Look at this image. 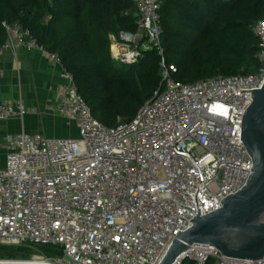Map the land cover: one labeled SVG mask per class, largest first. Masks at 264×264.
I'll list each match as a JSON object with an SVG mask.
<instances>
[{"label":"built area","instance_id":"built-area-1","mask_svg":"<svg viewBox=\"0 0 264 264\" xmlns=\"http://www.w3.org/2000/svg\"><path fill=\"white\" fill-rule=\"evenodd\" d=\"M166 0H133L136 31L111 37L113 60L134 66L144 52L161 58L163 89L130 122L96 121L71 86L46 109L76 127L75 137L22 130L4 137L0 167V247L24 248L46 264H160L196 216L219 210L242 190L253 161L242 121L264 83V21L253 27L260 67L253 75L216 76L185 84L165 58L159 10ZM0 50L38 47L8 28ZM19 36L17 44L12 36ZM59 65L57 56L48 54ZM63 68V67H62ZM1 72V63H0ZM36 108L0 99V124L23 123ZM175 264H264L193 245Z\"/></svg>","mask_w":264,"mask_h":264},{"label":"trees","instance_id":"trees-1","mask_svg":"<svg viewBox=\"0 0 264 264\" xmlns=\"http://www.w3.org/2000/svg\"><path fill=\"white\" fill-rule=\"evenodd\" d=\"M82 1L0 0V50L9 41L8 28L28 31L27 41L58 57L94 119L112 128L119 121H132L163 89L161 58L148 51L136 65L123 66L111 57L109 35L136 31L133 0ZM159 15L165 58L177 69L176 81L191 84L258 71L260 48L253 27L264 21V0H166ZM46 16L50 20L44 24ZM175 28L199 35L206 45L205 56L195 49L191 62L169 58L168 34ZM31 253L0 247V261L29 260Z\"/></svg>","mask_w":264,"mask_h":264},{"label":"water","instance_id":"water-1","mask_svg":"<svg viewBox=\"0 0 264 264\" xmlns=\"http://www.w3.org/2000/svg\"><path fill=\"white\" fill-rule=\"evenodd\" d=\"M242 140L253 161L246 186L225 198L219 210L196 216L173 241L160 264H175L193 245L212 246L222 256L236 260L264 259V83L253 92V102L244 114Z\"/></svg>","mask_w":264,"mask_h":264},{"label":"crops","instance_id":"crops-1","mask_svg":"<svg viewBox=\"0 0 264 264\" xmlns=\"http://www.w3.org/2000/svg\"><path fill=\"white\" fill-rule=\"evenodd\" d=\"M110 36L111 46L113 35ZM13 53L5 50L0 56V99L14 102L21 97L26 107L36 108L37 113L26 116L23 123L12 120L0 124V163L5 158L2 146L7 134L24 130L48 137L70 138L77 133L74 124L68 127L65 119L48 113L46 109L48 100L57 102L59 91L71 86L62 77V66L52 62L49 53L39 47L22 45Z\"/></svg>","mask_w":264,"mask_h":264},{"label":"rangeland","instance_id":"rangeland-1","mask_svg":"<svg viewBox=\"0 0 264 264\" xmlns=\"http://www.w3.org/2000/svg\"><path fill=\"white\" fill-rule=\"evenodd\" d=\"M82 1V0H81ZM83 3V1H82ZM64 5V4H63ZM65 6V5H64ZM71 4L70 2L63 8V11H66L67 7H70ZM85 7V10L87 9H90L88 7V5H83ZM90 10H88V13H89ZM47 11H45L46 13ZM44 13V16L46 15ZM50 20V17L49 16H46L44 18L43 23H47L48 21ZM28 31L26 30H22L20 29V33L19 35H25L27 36L28 35ZM112 37H117L118 34H110ZM109 35V36H110ZM110 36V37H111ZM169 36V40H168V56L169 58H172L173 59H178V60H185L187 62H191L192 59H193V56H192V52L197 49L199 51V53H201L202 56H205V48H206V45L203 41V39L195 34L194 32L192 31H186L185 32V29H179V28H175L173 29L172 32H170L168 34ZM19 39V36L17 37L16 35L13 34L12 36V41L14 42V44H17V40ZM6 50H9L11 55H14V48H8ZM52 119V118H51ZM3 165V162L0 163V167ZM34 256V253L32 252L31 254H29L28 256V259H32V257ZM2 261H7V260H2ZM16 261H27V260H16Z\"/></svg>","mask_w":264,"mask_h":264},{"label":"bare ground","instance_id":"bare-ground-1","mask_svg":"<svg viewBox=\"0 0 264 264\" xmlns=\"http://www.w3.org/2000/svg\"><path fill=\"white\" fill-rule=\"evenodd\" d=\"M24 262H28L31 264H46L47 263L46 261H43L42 259H39V258H36L34 260H31V261H24Z\"/></svg>","mask_w":264,"mask_h":264}]
</instances>
